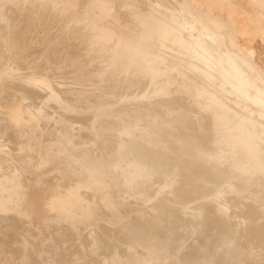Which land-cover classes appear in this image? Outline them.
<instances>
[{
	"label": "bare ground",
	"instance_id": "obj_1",
	"mask_svg": "<svg viewBox=\"0 0 264 264\" xmlns=\"http://www.w3.org/2000/svg\"><path fill=\"white\" fill-rule=\"evenodd\" d=\"M250 1L256 8L241 9L248 20L238 25L231 0L205 2L208 8L228 3L232 24L195 7L174 16L169 8L177 1L163 4L143 31L153 37L147 46L118 38L88 18L67 26L76 10L63 3L0 0V79L12 69L10 59L18 60L27 70L12 74L23 81L15 83L27 84L34 95L28 96L35 97L24 106L16 93L26 85L20 92L12 86L15 94H7L17 101L12 105L9 99L12 106L4 111L15 132L27 133L24 142L33 146L31 154L16 159L33 170L27 189L34 202L27 214L51 264H264V102L202 40L193 33L186 38L196 20L209 37L221 33L264 88V71L250 47H241L235 37L249 31L264 38V0ZM7 4L15 5L13 10ZM30 29L42 32V47L27 50L34 61L47 63L38 73L23 58ZM116 39L120 48L106 52L103 44ZM76 128L88 138L81 139ZM52 173L60 179L48 182ZM43 201L60 217L82 223L80 230L69 229V239L78 241L81 233L85 247L74 246L71 254L63 251L64 241L42 242L45 227H57L42 215ZM89 220L96 227L86 235Z\"/></svg>",
	"mask_w": 264,
	"mask_h": 264
},
{
	"label": "rangeland",
	"instance_id": "obj_2",
	"mask_svg": "<svg viewBox=\"0 0 264 264\" xmlns=\"http://www.w3.org/2000/svg\"><path fill=\"white\" fill-rule=\"evenodd\" d=\"M52 1H53V4L57 7L60 6L61 3H63L65 6H70L71 8H73L74 11L76 10L74 12L75 19L70 20L69 22H66L67 26H70L72 24V22H74V21L78 22L82 19L88 18V19L92 20L93 22H96L98 25L103 26L107 30L113 32L115 34V36L118 38L125 37L128 39H133V40H136L137 42H139L140 44L147 45V46L150 45L151 43H153V37L147 33H144L143 31H145L147 29V27H148L147 24L150 23V20H151V22H152V20L154 22V20H155L154 19V13L157 12L159 9H162L163 4L170 3V4L174 5V3L177 1L175 3L177 7L175 6V8H173V9L169 8V9H171L172 14L174 16L180 17L183 14H187L189 9L195 7L199 10L209 12L212 17H217V18H219V19H221L227 23L232 24V20H230L231 17L229 16V13H228V10H229L228 3H225V5H223V6H215L212 8H208V5L205 2V0H199L198 2H195L193 0H182V1L181 0H52ZM231 1L235 4V6L237 7V10H238L237 12L239 13L237 15V18H236V24L237 25L241 21L248 20V17L245 16L247 14L241 13L242 12L241 9L256 8L252 5L250 0H231ZM191 3H192V5H191ZM7 6L13 10V7L15 5L7 4ZM178 6H180V7H178ZM12 15H14V14H12ZM238 21H239V23H238ZM201 23H202V21H200V20L194 21L192 23V25L190 26V31H189L190 34L187 35L186 38L192 37L191 33H193V36L202 40L205 49L208 50L209 53L214 54L215 57L217 58V60L221 64H223L226 68H228V70L231 74H234V75L241 77L243 79V81L247 84L249 90L253 94L260 97L261 100L264 102V88H262V86L260 84L257 72L250 69L244 63V60L232 48H230L226 45V39L222 36L221 33L216 32L215 37L211 38L205 33L206 31L203 27V24H201ZM20 25H21V27H23L25 25V23L23 22ZM30 30H32V31H30ZM30 30H28L25 33L26 36L29 34L27 37L26 36L25 37H26L27 41L30 42L29 43L30 45L28 48L27 47L25 48L23 54H26V52H27V54L24 55L23 58L25 59L24 61L30 63L29 69L35 73H38L39 71L42 72V71L47 69V63L45 60L34 61L33 60V57H34L33 51H32V53L30 52L28 55L27 50H29V48L34 49V48H38V47L41 48L42 47V41H41L42 40L41 39L42 32L40 30H35V29H30ZM29 32H31V34ZM250 33L251 32H249V31L248 32H246V31L245 32L244 31L235 32L236 41L243 48L244 47H250L254 61L264 71V38L260 35H254L252 33L250 35ZM36 35H40V36H36ZM91 39L95 40L97 38L92 37ZM120 45H121L120 39H116V40H113L111 42V44L110 43L109 44L104 43L103 47L106 50V52L109 53V52H112L113 50H118L120 48L119 47ZM133 53L138 54V52H136V51H133ZM14 60L12 58L10 59L11 64H12V69L9 70L8 73H5V74H7V77H5L4 79H0V100L3 98L8 99V100H5L6 102H8V104H6L7 106L4 105L6 103L4 100L0 101V113L1 112L3 113L0 115L1 116L0 118L2 121H4V122L0 121V124H1L0 126H2L0 128V130L3 129L2 131H0L1 132L0 133L1 134L0 135V137H1L0 138V199H2L4 207L6 209H8V211L0 212V219H1L0 220V228H1L0 229V238H1L0 240H2V241H0V264H22L21 262H23V264H30L31 262H32L31 264H51L50 259H49L50 258L49 254L46 252H41V245H40V243H38V241L36 239L37 236L33 233V230H34L33 229V218L27 214V208H29V206L31 204H33V202H34V196L32 197L30 190L27 189V188H29V187H27V185L28 184L31 185L33 182V178H34L33 170L31 168V166L21 167V166L17 165V162H18L17 160L18 159L21 160L22 159L21 156H23V154H25V153L31 154L32 153L33 146H32V143L30 141L28 144H26L24 142V140L28 138V134L27 133H21V132H15V130L10 125L9 119H7L8 118L7 111L15 103L13 101H17L15 99L16 97L11 98V97H13L11 94L12 93L15 94V92L22 91L21 90L22 86L25 87V85H26L25 89H27L29 87L25 83H15V81H17V80H18L17 82H23V81L19 80L17 77H14V75L19 76L20 74H24V72L27 69H20L19 68L20 65H18L19 61L15 60V61H17V62H15ZM13 63L15 64V66L16 65L17 66L15 67ZM0 73H2L1 70H0ZM9 74H11V75H9ZM12 74H14V75H12ZM8 79H10V80H8ZM7 81L8 82L10 81L9 83H12L13 85L11 84L10 86H8L7 84H9V83ZM16 84H19L20 87H18V85L16 86ZM12 86H15V89H19V90H16L14 92V88ZM6 87H8L7 89H9V90H7ZM10 88L13 89L12 90L13 92L10 90ZM166 88H167L166 90H169V86L166 85ZM22 89H24V88H22ZM25 89L19 94L16 93V95L20 97V101H18V102L25 104L24 106L32 103V100L33 101L35 100V97L28 96V95H32L31 94L32 92L29 90V88L26 90V91L29 90L28 91L29 94H26L24 92ZM5 91H10V92H5ZM5 93L6 94L11 93V94L5 95ZM20 94H22L21 95L22 97L20 96ZM16 95H14V96H16ZM25 95L28 97H26V99L25 98L23 99V97H25ZM32 96H34V95H32ZM9 99H12V102L9 101ZM29 101H30V103H28ZM10 102L12 103V105ZM2 105H4V106H2ZM4 110H7V111H4ZM26 113L32 114V110H30L28 107H26ZM88 114H89V116L91 115L90 113H86V116H88ZM5 122H7V123H5ZM8 128H10V129H8ZM12 129L14 131H12ZM4 130H6V131L4 132ZM8 130H10V131H8ZM75 131L80 133L79 135H80L81 139H87L88 138L87 133L83 134L85 132L83 129L76 128ZM81 131H82L83 137L81 136L82 135ZM7 132H8V134L13 133V134H11V136H15V137H12V138L9 137L10 135H7ZM84 135H86V136H84ZM3 136H5V137H3ZM23 136H24V138H23ZM15 138H16V141H15ZM18 138H20V139H18ZM11 140L14 142H12ZM27 148H28V152H27ZM7 155H11V156L15 157V161L12 162L9 158H7ZM16 158H18V159H16ZM16 169H17L16 172H17L18 176H17V178H15V177L12 178V173ZM59 179H60V176L57 173H52L49 177H47L48 182L49 181H58ZM12 210H14V211H12ZM41 213L43 216L46 217L47 224L52 223L55 225V227L57 226L56 228H53L54 231H53V229H50L51 226L48 227L49 225H47V227H45L44 232L40 236V239L42 240V242L52 243L53 245L55 244L58 246L59 242L64 241L63 242L64 245L62 246L63 243H60V246H62V248L64 247L63 251H65L67 253H71V254L73 253V252H71V250L74 251V249H76L78 246H80L81 248L85 247V242L83 243V240H82V238L84 236H82L81 233H79V235H78V241H73V240L71 241V243H73V244L76 243V244H74V245L71 244L70 239H69L70 237H72V235L70 236V234H71L70 230H80L81 226H79V225H82L81 222L70 221L68 219L60 217L59 213L56 210H49L48 209V206L46 205L45 201H43V203H42ZM3 214H5L7 216H4ZM10 214H12V216H10ZM13 215L15 217L16 216L17 217L15 218ZM4 217H8V218L4 219ZM11 217H14V218H11ZM11 219L12 220L16 219L18 226H15V225H17V223L15 224V221H13V223H12ZM11 224H14V225H11ZM84 225L86 227H88V230H86V233H85L86 235H88V233H91L92 229H94L96 227L95 220H89L88 222L84 223ZM22 226H23V228H21ZM14 228H16L18 231ZM61 228H63V229H61ZM56 229H57L58 233L62 232L64 235L60 233L59 237H58V235H57L58 233L55 232ZM10 231H12V232L17 231V233L13 232L14 233L13 234ZM66 231H67V233H66ZM99 231L101 233L99 236V240H102V238L104 240V232L102 230H99ZM8 232H10L9 234H12L11 237H13L15 235V239L13 237L14 240L10 237V235H9L10 238L9 239L7 238ZM54 232H55L56 236L54 234L51 235V233H54ZM67 234H69V237ZM16 235L18 236L19 241H17L18 238L16 237ZM65 235L67 238L65 237ZM92 235L89 234V237H87L88 241H91L92 240L91 238H94V237H92ZM52 236L53 237L55 236L56 238L58 237L57 240L55 237L53 238ZM62 236L64 237V239ZM4 238L8 239L9 240L8 242L10 244H8L7 241L4 240ZM33 238H35V239H33ZM66 239L69 241H67ZM55 241H57L58 243ZM67 242H69V243H67ZM36 244H38V246ZM67 244L69 245V250H68V248H66L68 246ZM70 244L72 246H70ZM100 244H101V245H99L100 247H104V244L102 242ZM19 245L21 247H19ZM74 246L75 247L77 246V247L75 248ZM5 247H6V249H5ZM27 247H29L30 252H33L31 254L34 256H32V255H31V257L29 256V254H28L29 249ZM13 249H16V250H13ZM65 249H67L68 251ZM11 250H13V251H11ZM21 250H22V252L20 254L19 251H21ZM15 251H17V252H15ZM17 253H19L20 256ZM17 256H19V258ZM34 257H37V259L39 258L36 263H35V261H33ZM6 258H8V260H6Z\"/></svg>",
	"mask_w": 264,
	"mask_h": 264
}]
</instances>
